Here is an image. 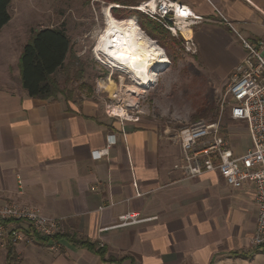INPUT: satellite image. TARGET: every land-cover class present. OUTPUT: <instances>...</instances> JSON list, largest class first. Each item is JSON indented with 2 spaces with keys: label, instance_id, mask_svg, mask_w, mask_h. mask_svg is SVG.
Returning a JSON list of instances; mask_svg holds the SVG:
<instances>
[{
  "label": "crops",
  "instance_id": "crops-1",
  "mask_svg": "<svg viewBox=\"0 0 264 264\" xmlns=\"http://www.w3.org/2000/svg\"><path fill=\"white\" fill-rule=\"evenodd\" d=\"M178 1L198 17L188 32L211 68L234 72L247 53L223 18L264 39V0ZM11 20L0 31V201L37 206L60 221V233L104 248L39 241L23 222L18 264H264V246L252 243L253 184L235 188L217 172L185 178L173 167L178 139L112 117L91 98L31 97L19 67L29 38H1ZM127 214L141 221L124 224ZM0 264H9L1 241Z\"/></svg>",
  "mask_w": 264,
  "mask_h": 264
},
{
  "label": "rangeland",
  "instance_id": "rangeland-1",
  "mask_svg": "<svg viewBox=\"0 0 264 264\" xmlns=\"http://www.w3.org/2000/svg\"><path fill=\"white\" fill-rule=\"evenodd\" d=\"M143 1L146 0H11L12 20L4 28L1 38L5 42L12 37L20 45L33 30L64 25L71 38L75 58L85 63L83 73L71 71L74 79L68 85L65 84L67 73L61 72L59 75L63 88L73 91V99L91 98L105 113L115 118L125 119L114 115L113 111L123 108L129 118L157 126L171 140L176 139V134L182 128L195 122H219L223 128L222 137L238 153L246 151L251 146L246 125L229 117L227 90L235 71L228 72L224 67L211 68L203 54L199 53L196 42V51H189L188 37H192L191 31L175 35L155 21L165 33L150 36L146 29L149 26L146 15L143 18L142 14L131 12V7ZM110 8L122 11L115 16ZM106 9L118 21L135 22L164 50L169 60L157 67V81L147 88H141L139 95L128 90L129 86L135 85L129 74L110 66L107 58L95 52L96 44L106 28ZM134 15L138 22L140 17V23L130 19ZM234 25L237 29L241 28L236 22ZM2 63L3 66L7 65L5 57ZM111 80L117 86L113 92L106 88Z\"/></svg>",
  "mask_w": 264,
  "mask_h": 264
},
{
  "label": "built area",
  "instance_id": "built-area-1",
  "mask_svg": "<svg viewBox=\"0 0 264 264\" xmlns=\"http://www.w3.org/2000/svg\"><path fill=\"white\" fill-rule=\"evenodd\" d=\"M164 28L178 35L186 25L191 28L198 17L178 0H146L131 7ZM234 30L246 49V55L237 64L229 84V117L232 121L243 122L251 140V146L238 153L222 137L219 122L198 121L182 128L176 139L180 142V158L174 169L185 178H198L217 172L226 182L241 188L251 183L255 187V202L258 207L257 228L252 238L255 247L264 246V39H249L242 36L234 25L223 18ZM188 50L196 51L193 37H188ZM114 135L108 137L109 143ZM94 157L103 151H94ZM124 224L137 223L136 216H122ZM130 219V220H129ZM26 222L42 236L52 237L62 230L60 221L48 216L39 207L19 202L0 201V241L9 240L15 244L24 238L19 224Z\"/></svg>",
  "mask_w": 264,
  "mask_h": 264
},
{
  "label": "trees",
  "instance_id": "trees-1",
  "mask_svg": "<svg viewBox=\"0 0 264 264\" xmlns=\"http://www.w3.org/2000/svg\"><path fill=\"white\" fill-rule=\"evenodd\" d=\"M10 4L11 0H0V31L12 18ZM119 11L122 10L111 8V12H113L115 16ZM131 12L140 13L142 14L141 16L145 18V15L141 12L135 10ZM130 19H134L138 22V18L135 15L131 16ZM145 19L149 25L146 29L150 36H157L165 33L154 20L149 17ZM138 23H140V17ZM141 28L143 29L142 26ZM75 57L76 56L72 52L71 38L64 25L33 30L23 47L19 61L24 89L31 97L35 98L45 100L57 99L59 95H62L67 100L73 99V91L67 90L66 87L63 88L59 75L61 72L67 73L65 84L68 85L69 82L74 79V77H71L72 70H79L83 73L85 63L82 61L79 62ZM77 78L79 79L81 77ZM31 230L33 229L30 226L29 231ZM34 238L44 242L66 238L76 247H85L100 254H103L104 250L103 247L98 248L97 244L93 242L80 240L69 234L57 233L49 237L34 232ZM7 258L9 264H18L19 260L16 252V244L11 240L7 242Z\"/></svg>",
  "mask_w": 264,
  "mask_h": 264
},
{
  "label": "bare ground",
  "instance_id": "bare-ground-1",
  "mask_svg": "<svg viewBox=\"0 0 264 264\" xmlns=\"http://www.w3.org/2000/svg\"><path fill=\"white\" fill-rule=\"evenodd\" d=\"M111 10V8H110ZM106 28L100 36L95 52L107 58L110 66L120 68L129 74L134 86L128 90L139 95L141 88H147L157 81V67L168 62L164 50L149 38L133 21L116 20L109 9L105 10ZM187 25L183 33L188 32ZM113 80L106 88L110 91L116 89ZM114 115L123 118L130 116L123 108L114 109Z\"/></svg>",
  "mask_w": 264,
  "mask_h": 264
}]
</instances>
